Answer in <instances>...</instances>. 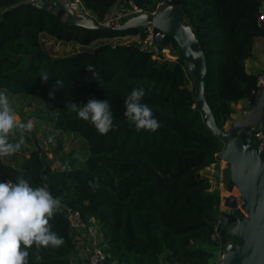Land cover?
<instances>
[{"label":"trees","instance_id":"obj_1","mask_svg":"<svg viewBox=\"0 0 264 264\" xmlns=\"http://www.w3.org/2000/svg\"><path fill=\"white\" fill-rule=\"evenodd\" d=\"M164 1L83 3L103 23L119 3L121 10L133 3L150 14ZM262 5L263 0H185L182 7L184 21L193 27L206 55V98L223 131L235 115L233 104L248 101L251 109L256 103L259 75L247 72L246 61L256 39L264 38L258 24ZM43 36L83 50L54 56L45 49ZM138 36L144 39V29L69 25L45 3L0 0V90L54 107V129L76 134L87 145L81 166L64 158L61 168H53L39 151L18 164L2 157L0 180L22 178L33 187L46 183L61 204L80 211L85 221L94 220L106 246L105 264H216L223 248L213 235L222 200L209 192L211 180L202 172L219 162L223 142L197 108L194 86L185 83L184 59L161 62L139 41L99 44ZM160 46L180 49L172 39ZM41 70L48 73V81L39 78ZM133 88L145 90L142 102L160 123L156 131H138L124 116V99ZM90 99L110 101L114 128L106 135L66 107ZM49 223L64 243L57 249L29 248V264H70L74 246L66 218L59 210Z\"/></svg>","mask_w":264,"mask_h":264},{"label":"water","instance_id":"obj_2","mask_svg":"<svg viewBox=\"0 0 264 264\" xmlns=\"http://www.w3.org/2000/svg\"><path fill=\"white\" fill-rule=\"evenodd\" d=\"M67 1L70 8L78 9L70 0ZM184 1L165 0L156 14L137 15L115 29L104 27L94 17L86 15H83L84 24L78 23L75 15L71 16L72 21H66V17L62 18L45 5L69 25L114 31L151 28L156 45L170 39L177 43L194 80L196 106L206 125L223 142L218 160L226 162L231 171V179L225 189L232 194L237 188L246 203V214H243L237 209L233 195L225 201L227 210L220 214L221 224L217 229L223 258L216 264H264V152H258L257 142L249 143L247 140L248 135L264 127V87L256 98L255 106L243 111L238 118H232L228 130L218 127L205 93L208 79L206 55L193 27L184 22ZM158 185L166 188L160 180ZM229 237L239 241L240 245L230 241Z\"/></svg>","mask_w":264,"mask_h":264},{"label":"clouds","instance_id":"obj_3","mask_svg":"<svg viewBox=\"0 0 264 264\" xmlns=\"http://www.w3.org/2000/svg\"><path fill=\"white\" fill-rule=\"evenodd\" d=\"M92 72V66L87 67ZM39 78L49 80L41 70ZM59 84V81H58ZM145 90L133 88L125 97L124 116L136 130L156 131L160 123L152 108L143 103ZM68 111L90 122L101 135L114 128V116L109 100L90 99L86 104L68 103ZM34 122L19 121L9 96L0 90V158L17 153L24 143L25 133L32 132ZM19 138L12 142V137ZM51 139V137H49ZM61 207V199L54 197L48 185L33 187L28 180L18 182L0 180V264H29L28 249L59 248L63 237L51 228L49 221Z\"/></svg>","mask_w":264,"mask_h":264},{"label":"rangeland","instance_id":"obj_4","mask_svg":"<svg viewBox=\"0 0 264 264\" xmlns=\"http://www.w3.org/2000/svg\"><path fill=\"white\" fill-rule=\"evenodd\" d=\"M132 18L133 16L127 17L125 19V22L129 21ZM42 40L44 42L45 49H47L51 54L57 57L70 56L83 50V48L78 45L60 43L45 36L42 37ZM138 41H140V36ZM105 42L115 44L133 41H131V38H126L116 39L113 41H101L99 42V44ZM165 48L169 49L168 54L167 56H161L159 61L164 62L165 60H173L175 58H178L179 60H181V58L183 59L180 49H173L171 46ZM183 71L185 75V83L189 86H194V80L189 69H183ZM214 83L215 81L213 80V84ZM6 93L9 96L11 106L16 113L17 119L22 122H26L27 120L31 119L34 122V128L32 132L24 134L25 138L21 149L13 155L3 157L6 161L13 164H18L21 163L23 159L25 157H28L32 152L39 151L40 153H44V159L46 163L51 165L53 168H61V160H63L64 158H73L77 160L79 166L83 164V160L87 156L86 141L78 137L76 134L62 133L54 129L53 121L56 118V110L54 109V107L44 104L36 98L28 95H13L8 92ZM241 105H244V103L241 102ZM230 122L228 124H230ZM227 127L228 125L226 126V130L229 129ZM49 137H51V139H49ZM18 138L19 133L11 138L12 142H15ZM211 186L214 189L215 185L212 184V181ZM234 192L235 194L239 193V191H233V193ZM229 195L230 193L226 190L222 198H225V196ZM220 210H227L223 202L221 203ZM219 257L220 254L216 259L220 260L221 257Z\"/></svg>","mask_w":264,"mask_h":264},{"label":"built area","instance_id":"obj_5","mask_svg":"<svg viewBox=\"0 0 264 264\" xmlns=\"http://www.w3.org/2000/svg\"><path fill=\"white\" fill-rule=\"evenodd\" d=\"M27 1L37 6H42L44 4L43 0H27ZM70 1L73 6H75L82 12V14L90 15L84 6L83 0H70ZM164 2H162L158 6L157 11L164 4ZM157 11L152 14H156ZM140 14H144L143 10L139 9L135 4L130 3V8H126L123 10L121 9L116 10L113 14L108 15L103 23H99V24L104 27L115 29L122 26L125 23L124 20L127 17H131V16L135 17ZM258 24L259 27L264 29V8H262V6L259 10ZM144 33H145L144 39L139 41L143 49L148 52L154 53L157 58H160L163 55L167 56L169 50L166 49L165 47L162 48L161 46L156 45L153 30L151 28H146L144 29ZM263 87H264V71L259 75L257 82V89L253 92L256 98L261 93ZM247 140L249 143L257 142L258 152L260 153L264 152L263 128L248 135ZM234 191H238L237 188H235ZM231 195H233L236 198L237 209L241 211L243 214H246V210H245L246 203L242 199L240 192L237 194H235L234 192L229 196ZM59 210L61 213H63L64 217L66 218L69 224L70 236L73 241L74 249L70 255V264H105L106 259L108 257L106 253V246L103 243V236L101 233V229L94 222V220L85 221L80 211L75 210L63 204H61ZM220 224H221L220 221L217 224H215V234L213 235L214 239L219 238L217 229L220 226ZM220 257L221 259L223 258V250L221 252Z\"/></svg>","mask_w":264,"mask_h":264},{"label":"crops","instance_id":"obj_6","mask_svg":"<svg viewBox=\"0 0 264 264\" xmlns=\"http://www.w3.org/2000/svg\"><path fill=\"white\" fill-rule=\"evenodd\" d=\"M45 4L48 5L47 7L50 6L53 9V11L56 12L58 15H61L62 18L66 17L67 19L66 21H72L71 16L75 15L76 21L78 23L81 24L86 23L84 21V16H83L84 14H82L78 9H74L72 7L70 8L67 0H46ZM122 5L123 3L117 4L112 9L110 14H113L116 10L122 9L123 8ZM262 8H264V0H263ZM86 16L93 17L91 14ZM137 39L139 40V36L131 37V41L133 42L135 41L138 42ZM178 60H179L178 58H175L173 60L170 59L165 60L164 62L173 63V62H177ZM246 70L250 74H257V75H260L264 71V38L256 39L253 48V55L249 60L246 61ZM241 102L244 103V105H241ZM241 102L232 105L236 115V116L234 115L233 118H238L239 116L242 115L243 111L249 110V102L248 101H241ZM230 126L231 124H228L227 128H230ZM202 174L207 176L212 181V184L215 185L214 189L211 187L209 192L211 194L219 195L221 197L222 202L225 204V201L227 200L228 196H225V198L222 197L226 192L225 185L231 179V171L228 164L224 161H219L218 163L205 169L202 172Z\"/></svg>","mask_w":264,"mask_h":264}]
</instances>
